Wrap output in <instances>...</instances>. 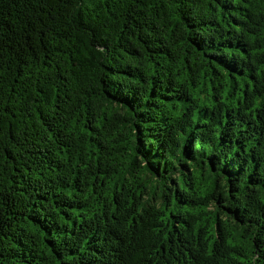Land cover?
Returning a JSON list of instances; mask_svg holds the SVG:
<instances>
[{
    "label": "trees",
    "instance_id": "16d2710c",
    "mask_svg": "<svg viewBox=\"0 0 264 264\" xmlns=\"http://www.w3.org/2000/svg\"><path fill=\"white\" fill-rule=\"evenodd\" d=\"M0 264H264V0H0Z\"/></svg>",
    "mask_w": 264,
    "mask_h": 264
}]
</instances>
